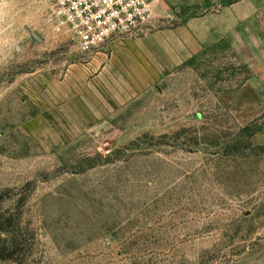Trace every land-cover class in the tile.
Instances as JSON below:
<instances>
[{
  "label": "rangeland",
  "instance_id": "obj_1",
  "mask_svg": "<svg viewBox=\"0 0 264 264\" xmlns=\"http://www.w3.org/2000/svg\"><path fill=\"white\" fill-rule=\"evenodd\" d=\"M217 9L87 55L50 0H0V264H264V10L158 78L125 53Z\"/></svg>",
  "mask_w": 264,
  "mask_h": 264
},
{
  "label": "crops",
  "instance_id": "obj_2",
  "mask_svg": "<svg viewBox=\"0 0 264 264\" xmlns=\"http://www.w3.org/2000/svg\"><path fill=\"white\" fill-rule=\"evenodd\" d=\"M149 1L154 13L168 16L208 3L218 4V9L188 17L174 27L132 41L125 52L127 60L141 76L148 78H158L176 69L219 37L246 39L248 30L260 29L258 15L264 10V0Z\"/></svg>",
  "mask_w": 264,
  "mask_h": 264
},
{
  "label": "built area",
  "instance_id": "obj_3",
  "mask_svg": "<svg viewBox=\"0 0 264 264\" xmlns=\"http://www.w3.org/2000/svg\"><path fill=\"white\" fill-rule=\"evenodd\" d=\"M157 18L149 0H50L47 25L87 55L114 41L148 35Z\"/></svg>",
  "mask_w": 264,
  "mask_h": 264
},
{
  "label": "trees",
  "instance_id": "obj_4",
  "mask_svg": "<svg viewBox=\"0 0 264 264\" xmlns=\"http://www.w3.org/2000/svg\"><path fill=\"white\" fill-rule=\"evenodd\" d=\"M255 124L249 123L248 125L241 127L239 129V136L233 137V134L230 136L232 137L231 141L228 142V144L225 147L227 155H237V156H242V151L244 146L251 145V138L255 134L257 128L254 126ZM238 134V133H237ZM243 137V139H242ZM206 143H208V146L212 147V145H215L216 142H213L211 140H208ZM163 144V143H161ZM228 149V150H227Z\"/></svg>",
  "mask_w": 264,
  "mask_h": 264
}]
</instances>
